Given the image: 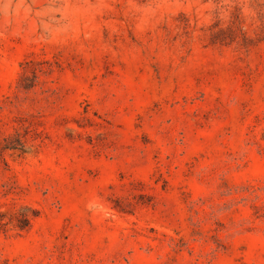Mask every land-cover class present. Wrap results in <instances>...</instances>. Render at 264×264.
<instances>
[{
  "label": "rangeland",
  "instance_id": "1",
  "mask_svg": "<svg viewBox=\"0 0 264 264\" xmlns=\"http://www.w3.org/2000/svg\"><path fill=\"white\" fill-rule=\"evenodd\" d=\"M0 264H264V0H0Z\"/></svg>",
  "mask_w": 264,
  "mask_h": 264
}]
</instances>
